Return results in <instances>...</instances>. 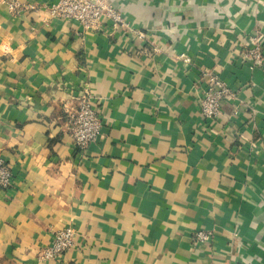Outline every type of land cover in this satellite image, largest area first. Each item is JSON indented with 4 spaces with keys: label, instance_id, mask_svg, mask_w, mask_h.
<instances>
[{
    "label": "crops",
    "instance_id": "crops-1",
    "mask_svg": "<svg viewBox=\"0 0 264 264\" xmlns=\"http://www.w3.org/2000/svg\"><path fill=\"white\" fill-rule=\"evenodd\" d=\"M4 1L0 264H264V45L262 66L242 57L264 39V0H106L126 30L49 17L57 0ZM204 73L238 89L212 122ZM81 89L103 120L83 152L63 110ZM65 226L76 243L40 261Z\"/></svg>",
    "mask_w": 264,
    "mask_h": 264
},
{
    "label": "built area",
    "instance_id": "built-area-1",
    "mask_svg": "<svg viewBox=\"0 0 264 264\" xmlns=\"http://www.w3.org/2000/svg\"><path fill=\"white\" fill-rule=\"evenodd\" d=\"M8 10L12 13H20L26 10H37L36 5H25L17 0L4 1ZM49 17L64 21H76L84 29L98 30L102 20H107L112 29H129V23L119 10L112 7L106 0H57L48 5ZM142 36L141 33H139ZM251 44L242 55L244 63L253 61V65L260 67L263 64L262 47L263 37L252 34L249 36ZM185 62L190 59L180 55ZM199 80L197 103L205 122L216 121L223 115L222 107L225 103H236L237 90L229 87L216 74L204 73ZM65 121L70 138L78 151L95 143L102 133L103 120L97 112L96 105L90 102V96L86 89L78 91L72 103L63 105ZM12 185V175L9 166L0 158V189H7ZM77 233L72 226H65L55 231L51 244L38 251L37 258L40 261L59 259L65 251L76 243ZM195 240L200 246L210 242L212 233L198 230L194 233Z\"/></svg>",
    "mask_w": 264,
    "mask_h": 264
}]
</instances>
